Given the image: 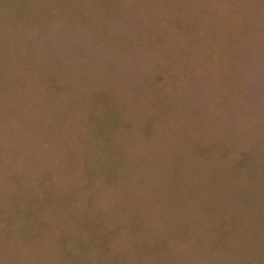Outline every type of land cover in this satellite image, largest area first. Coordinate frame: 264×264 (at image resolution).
<instances>
[{
    "label": "rangeland",
    "instance_id": "obj_1",
    "mask_svg": "<svg viewBox=\"0 0 264 264\" xmlns=\"http://www.w3.org/2000/svg\"><path fill=\"white\" fill-rule=\"evenodd\" d=\"M0 264H264V0H0Z\"/></svg>",
    "mask_w": 264,
    "mask_h": 264
}]
</instances>
